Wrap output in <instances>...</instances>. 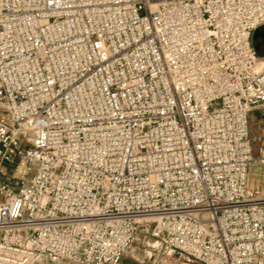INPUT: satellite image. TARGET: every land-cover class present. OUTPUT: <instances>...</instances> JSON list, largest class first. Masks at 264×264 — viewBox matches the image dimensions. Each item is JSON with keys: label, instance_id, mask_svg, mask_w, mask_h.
<instances>
[{"label": "built area", "instance_id": "1", "mask_svg": "<svg viewBox=\"0 0 264 264\" xmlns=\"http://www.w3.org/2000/svg\"><path fill=\"white\" fill-rule=\"evenodd\" d=\"M263 27L264 0H0V264H120L142 224L264 264Z\"/></svg>", "mask_w": 264, "mask_h": 264}, {"label": "rangeland", "instance_id": "2", "mask_svg": "<svg viewBox=\"0 0 264 264\" xmlns=\"http://www.w3.org/2000/svg\"><path fill=\"white\" fill-rule=\"evenodd\" d=\"M258 113L253 112L249 117L250 121V136L260 137V143L264 141V130L257 122ZM259 142L255 145V151L260 145ZM152 225L142 224L139 231L128 251L125 253V261L128 264H164L170 262L172 264H198L197 262L188 259V257L168 250L164 244L151 236ZM61 264H74L63 262Z\"/></svg>", "mask_w": 264, "mask_h": 264}, {"label": "water", "instance_id": "3", "mask_svg": "<svg viewBox=\"0 0 264 264\" xmlns=\"http://www.w3.org/2000/svg\"><path fill=\"white\" fill-rule=\"evenodd\" d=\"M258 39H261L262 41V46H263V49H264V27L261 28V29H258L254 32V35H253V41H257ZM255 49L258 50L259 49V44H257L255 46Z\"/></svg>", "mask_w": 264, "mask_h": 264}, {"label": "crops", "instance_id": "4", "mask_svg": "<svg viewBox=\"0 0 264 264\" xmlns=\"http://www.w3.org/2000/svg\"><path fill=\"white\" fill-rule=\"evenodd\" d=\"M125 256H127V255H125ZM125 256L121 259L120 264H128L127 261H125V258H127Z\"/></svg>", "mask_w": 264, "mask_h": 264}]
</instances>
